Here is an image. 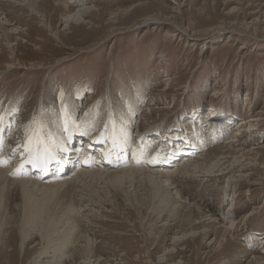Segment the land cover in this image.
<instances>
[{"label":"rangeland","instance_id":"obj_1","mask_svg":"<svg viewBox=\"0 0 264 264\" xmlns=\"http://www.w3.org/2000/svg\"><path fill=\"white\" fill-rule=\"evenodd\" d=\"M82 2L90 11L84 22L65 25V17L80 10ZM28 4L0 0V151L13 152L6 167L13 168L19 152H25L11 151L9 145L19 141L27 146L40 130L52 134L53 123L61 130V139L68 129L81 132L74 144L81 140L80 151H86L85 142L101 132L108 137L112 131H123L128 137V163L120 169L156 171L153 165L159 163L145 162L160 134L167 138L159 144L158 161L168 148L174 154L176 146L185 145L182 149L190 152L172 161L170 170H181L188 161L186 168L196 164L205 168L224 157L229 162L222 168L229 170L234 160L242 166L226 175L213 176L206 169L195 175L189 168L191 175L176 173L168 183L160 179L159 194L166 202L159 196L151 199L148 182L139 188V183L126 184L123 191L105 178L81 176L78 181V173L68 178L76 167L71 164L65 181H77L80 192L72 191L71 202L54 198L55 220H49L48 228L28 226L35 230L29 231L34 235L23 244L24 253L18 247L21 228L7 208L1 240L8 245L0 248V264H29L46 246L40 234L45 237L56 223L64 233L55 238L67 233L73 239L65 247L64 264H72L68 256L73 253L75 264H80L86 238L92 244L91 259L100 264H263L264 0ZM134 6L138 7L128 12ZM250 117L258 121L251 129L250 124L243 125L239 130L243 137L229 152L227 142L234 130ZM37 120L40 130L34 127ZM87 126L98 131L91 133ZM223 128L227 132L222 133ZM213 129L219 130L215 136ZM220 135L224 136L215 142ZM137 136L147 138L142 146L136 143ZM194 141L199 149L188 147ZM96 142L93 162L108 140ZM142 147L141 159L134 164L132 154ZM252 148L249 158L255 162L242 156ZM223 227L232 229L225 233ZM215 238L220 245H209ZM61 245L59 240L48 250Z\"/></svg>","mask_w":264,"mask_h":264},{"label":"bare ground","instance_id":"obj_2","mask_svg":"<svg viewBox=\"0 0 264 264\" xmlns=\"http://www.w3.org/2000/svg\"><path fill=\"white\" fill-rule=\"evenodd\" d=\"M22 1L26 2L27 4L29 2L30 3L32 2V0H22ZM28 5L30 6V4H28ZM81 5H82V8L80 10H77L76 13L68 15L67 17H65V20H63L65 25L68 26L70 23H74V24H80L81 23L82 24L84 22L83 18L86 17V15L90 11H89V8L87 7V5L84 4V2H82ZM137 7L138 6H134V8H130L128 10V12L133 11ZM130 15H132V14L130 13ZM3 20H5V19H3ZM1 24L2 23L0 22V28H1ZM12 58H13V56L11 57V59ZM7 67L13 68L12 64L7 65ZM220 112L218 113V115L220 114ZM38 115H40V113ZM212 116L216 117L217 115L211 114V117ZM256 121H258V119L254 118V117H250L246 121H244V122L241 121L239 123L240 125L234 130V131H236V133L231 137L232 139H230L227 142V147H228L229 152L233 151L230 149V146L233 145L232 143H234V142L236 143L238 139L243 137L240 134L241 131L239 132V130L243 129V125L245 126L247 124H250L248 126V128L251 129L253 127V125H251V124H255ZM227 122H229V121H227ZM37 123H38V120L36 121V124L34 125V127L38 128L40 130L41 127H39V126L37 127ZM2 125H3V122L0 123V146H1V142H2V136H1V126ZM212 125H213V122H212ZM53 126H54V132H52V134H49L45 130L37 131L36 141H33L32 143L28 144L27 146L22 147V143H18L19 141L15 144L9 145L10 147H12V148H10V150L14 151V152L20 151V149H25V152H23V153L19 152L17 159H15L13 164H12L14 166L13 168H9V167L5 166L6 163L9 162V157L11 156V154H13V152L12 153H5V152L2 153L0 151V162H3V163H0V212H1L0 213V248H3L4 246L8 245L7 241L5 243H3L1 240L3 238V231H4L3 228L6 226L5 221L7 220V216H6L7 215L6 213H8V212H6L7 208H9V210L12 212V214H14L13 216L16 217V221H17L16 223H18L19 227L21 228L22 234H21L20 244L18 247H19V251L21 253H24L25 250L21 251L23 249V244L25 243L26 240H32L33 235H34L29 231L35 230V228L37 226L40 229L41 228L45 229L49 225V220H55L52 218L53 217L52 213L56 212V210L53 209V208H55L56 204H51L53 202L54 198H56V197L61 198L60 199L61 202L62 201L71 202L73 199L75 200V198L72 195V191L76 190L75 193H77L78 187L74 185L77 181L74 182V179H73V180L66 182L65 176H63L61 179L54 178L57 174H52L49 171L53 169V165H54V168H59V167L61 168L64 165V163L59 160V156L63 157V161L65 160V158L70 157L69 154L72 151L69 152L68 144L73 143V145H74L75 143H77L76 138L80 137L81 132L76 131V130L73 131V129H68L66 136L63 137V139H61L59 137L61 135V130L59 129V126L54 125V123H53ZM18 128L19 127L17 126V130H18ZM224 128H227V127L224 126ZM224 128L221 129L222 133L227 132ZM86 130L91 131V133L98 131V129L92 130L89 126L86 127ZM126 130H128V128ZM213 131H214L213 135L215 136V135H217V132L219 130L213 129ZM215 131H217V132H215ZM122 132L123 131H118V132L114 133V131H112V132H110L108 137H105L103 132H101L100 134H98L97 137H95L96 136L95 135L94 137L90 138L91 140L88 139V141L85 142V144H86L85 149H87L88 147L93 148L97 144V142H96L97 140L102 142L105 139L108 140V142L104 143V146L107 148L104 147L102 150L97 151L98 152V156H97L98 159L95 161V164L92 165V167L95 166L94 169H85V168H84V170L83 169H77L79 166V165H77V168H74L76 171H74V173L70 174L68 176V178H73V176L76 175L77 173L79 175L75 178L76 180H78L79 177H81V176H85L86 178L90 177V178H92V180H95V179H102L103 180L105 178L107 180V184L109 183L110 185L115 186L118 190H123V191L125 190L124 185L126 186V184H128L129 187H131V186H136V184L139 183V185H138V188H139V187H142V183L148 182V186H150L151 199L156 201L157 197L159 196V199L161 201H166L165 195L163 196V195L159 194V192L162 190L161 184H163V182L160 179H162V180L166 179V180H164V183H168V181L174 180V176L176 173H179V172L183 173L186 171L185 172L186 174H188V173L190 174V172H188L189 168L191 170V174L192 173L195 174L196 172H199L200 169H202L201 172H203V169H206L205 172L207 174L209 173L210 175L213 174V176L226 175L228 173H233L234 170H237L238 168H240V166H242L240 164V161L234 160V162H231L229 164V170H228V167L222 168L224 165H226L229 162L228 160H226L227 157L226 158L224 157V158L218 159L215 163H213L211 165L210 164L206 165L208 167H205V168L204 167L200 168L197 166V164L195 166L191 165L190 167L188 166L186 168L185 165H187L189 163V161H188V162H186V164H183L184 165L183 169L178 170V168H179L178 167L176 170L175 169L170 170L169 168H171L172 166L168 163H165L164 159L172 160L173 161L172 163H174L175 159L177 161L182 156L188 155V153H190V152H186L185 150H183L182 148H185V145H182V148H181V146L175 147L174 154H172L173 152L169 151V148H168V150L165 153V158L163 160H160V161H158V157L156 155L157 153L149 154L145 164L150 165V164H154V163H159V164L153 165V166H156L154 169L156 171H153L152 169H147L146 167L144 169H141L142 167L140 169L135 168V167L120 169L122 167H126V164L128 163L127 162L128 160L126 159V149H127L126 144L128 143V137L126 134L122 135ZM46 133H48V134L45 135ZM20 136H21V133H20ZM118 136H120V137H118ZM223 136L224 135L218 136V139H214V141L218 142L220 140L219 137H223ZM139 137H141L140 140H138ZM14 138H15V136H14ZM166 138H167V136L165 134H160L158 137H155L153 139V141H154L153 151H155L159 147L160 142L162 140H165ZM146 140H147V138L145 136H137V138L135 139L136 143L138 145L141 144V146H142V144H144V142ZM78 143L81 144V142H78ZM79 144H78V146H79ZM98 144H99V142H98ZM23 145H24V143H23ZM241 145H244V144L241 142ZM188 147L199 149V147L196 146L195 141L192 142V144H190V146L188 145ZM144 148L145 147H142L137 152L132 154L134 164H136L141 159V155H142L141 150ZM88 149L86 150L87 152H89ZM254 149L255 148H252V149L244 152V154H242V156L248 157L247 159H249L250 161L253 162L254 159H250L249 155L252 154L251 151ZM242 150L244 151V149H242ZM240 151H241V149H240ZM78 156H79L78 153H74L73 160H75V158ZM86 159H87V157L82 155V157L80 159V162L82 163V164H80L81 166L85 163L84 161ZM247 159L244 161H247ZM235 162H236L237 166L234 165ZM29 168H30V173H36V177H33L35 180H32V179H16L19 176L31 178L28 175ZM221 168H222L221 173L220 174L217 173V172H219V169H221ZM65 169L67 170L68 168L66 167ZM160 169H163V170L158 171ZM241 169H242L241 171H244L243 167ZM177 170H178V172H177ZM8 176L11 177V179ZM45 183L47 185H43ZM81 190H82V188H81ZM78 192H80V190H78ZM75 193H73V194H75ZM71 198H73V199L71 200ZM57 204H59V203H57ZM67 204L68 203H66V205ZM155 204H158V202H156ZM158 206H159V204H158ZM62 207H63V205H62ZM67 207H65V209L63 208L65 212H66ZM68 210L71 211V209H69V207H68L67 211ZM172 211H174V213H176V214L178 213V209H172ZM74 212L76 213V211H74ZM63 218H65V217H63ZM74 219H76V218H74ZM62 221H60V222H62ZM64 221H66V224L69 223L67 220H64ZM34 224H35L34 229L28 227V226H33ZM58 225L59 224L56 223L54 225V228H52L51 231L45 233V237L43 234H40V238L43 242H46L45 243L46 246L43 247V250H41V251L39 250L38 253H36L33 261H31L29 264H44V263L45 264H64L63 258L65 259V257H67V256H64V255H66L65 247L67 248V245L72 244L73 239H71V237L69 239V235L67 233L65 235H62L63 237L55 238L57 235L64 233V230L62 232H59ZM231 229H232V227H228V228L226 227L222 230H223V232L227 233V232H230ZM72 230H73V228H72ZM208 231H210V230H208ZM37 232H39V230H37ZM203 234H204V236H207V230ZM59 240L63 245H61L60 247L57 246L58 249L53 247V249L51 251L48 250L49 249L48 246L50 244H54ZM82 242H84V246H82V248H81L83 260H79V261H81L80 264H100L98 261L91 259L92 258L91 241L88 240V238H86V239H83ZM214 243L217 244V246L220 245V242H218L216 238L213 239V242L210 243L209 245H212ZM64 244H66V245H64ZM1 252H2V250H1ZM8 252H10V254H12L10 256V258L14 259V254H13L14 250L10 249V250H8ZM68 257L70 258L69 259L70 263H72V264L76 263L74 253ZM46 258H48L49 261L44 262V260H46ZM101 262H102V260H101Z\"/></svg>","mask_w":264,"mask_h":264},{"label":"snow or ice","instance_id":"obj_3","mask_svg":"<svg viewBox=\"0 0 264 264\" xmlns=\"http://www.w3.org/2000/svg\"><path fill=\"white\" fill-rule=\"evenodd\" d=\"M31 162V161H30ZM0 163H3V162H0Z\"/></svg>","mask_w":264,"mask_h":264}]
</instances>
